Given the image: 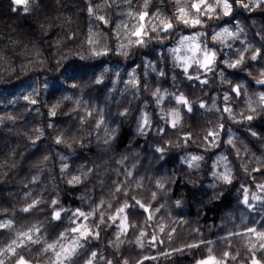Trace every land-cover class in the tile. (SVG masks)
<instances>
[{"label":"clouds","instance_id":"clouds-1","mask_svg":"<svg viewBox=\"0 0 264 264\" xmlns=\"http://www.w3.org/2000/svg\"><path fill=\"white\" fill-rule=\"evenodd\" d=\"M0 264H264V0H0Z\"/></svg>","mask_w":264,"mask_h":264}]
</instances>
